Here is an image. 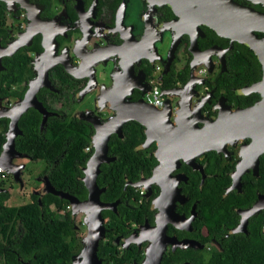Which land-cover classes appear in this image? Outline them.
<instances>
[{
	"label": "flooded vegetation",
	"instance_id": "1",
	"mask_svg": "<svg viewBox=\"0 0 264 264\" xmlns=\"http://www.w3.org/2000/svg\"><path fill=\"white\" fill-rule=\"evenodd\" d=\"M235 1L264 10L244 0ZM205 12L197 9L194 14L199 21L197 27L185 9L176 10L174 0H0V73L5 70V56L21 53L26 57L24 75L8 84L26 90L35 71L47 67L48 82L36 92L50 112L47 118L80 119L90 136L95 135L99 141L106 128L114 127L115 120L105 124L115 115L113 107L122 106L126 113L133 114L144 108L154 115V140L146 145L145 127L134 119L122 123L121 135L109 133L106 160L100 162L95 176L99 203H84L88 190L82 178L91 176L94 164H87L93 147L83 149L85 154L90 147L92 151L78 165L76 179L80 183L75 193L66 191L78 200L74 212L66 199L65 208L55 207L58 214H52L49 206V214L55 216L65 218L69 212L74 229L72 250L60 253L58 264L75 260L94 264H215L226 259L232 246L243 243L234 235L240 240L249 237L253 223L264 231V189L256 186L264 152L259 154L257 170L253 171L255 152L247 148L249 136L238 138L221 151H203L194 162L171 147L169 153L162 150L159 154L158 147L168 138L166 118L175 129L179 122L186 130L191 128L192 118H215L220 97L232 109L252 105L259 98L256 92L243 93L258 78L242 81L237 72L229 70L226 53L234 42L229 46L226 37L200 24ZM191 40H195L197 51L189 48ZM62 62L76 68L78 76L67 73ZM169 72L170 80L164 85ZM190 74L196 77L194 85L186 84ZM221 75L237 82L225 90L216 83ZM98 77L109 78L110 84L104 85ZM153 84L159 86L160 105L146 101L141 90ZM2 100L6 96L0 97ZM17 101L13 99L9 107ZM83 115L98 119L100 136ZM125 126L133 127L141 137L133 147L135 162L130 169L104 174L103 167H112L117 158L108 142L112 137L122 139ZM155 153L163 164L153 171L159 162ZM42 161L44 166L37 177L47 176L44 170L48 162ZM236 166L246 168L237 179ZM5 175L9 176L1 170L0 176ZM223 176L229 178L226 183H221L227 179ZM215 185L221 190L214 191ZM205 187L211 192L203 191ZM0 188L8 191L3 180ZM256 201L261 207L244 216ZM96 206H100L101 235L95 255L88 257L83 249L87 246V224L97 219L93 214Z\"/></svg>",
	"mask_w": 264,
	"mask_h": 264
},
{
	"label": "trees",
	"instance_id": "2",
	"mask_svg": "<svg viewBox=\"0 0 264 264\" xmlns=\"http://www.w3.org/2000/svg\"><path fill=\"white\" fill-rule=\"evenodd\" d=\"M210 34L215 37L214 34ZM224 42L226 40H223ZM226 58L229 70L237 72L240 80L250 81L260 78L261 71L256 57L242 44L234 42L232 48L226 53ZM3 64L5 70L0 73V97L6 96L7 102L22 98L25 88L13 89L8 83L24 75L26 57L21 53L5 56ZM170 72L173 73L172 70ZM170 72L165 76L164 85H168ZM185 77L186 74L182 80ZM3 81H6L8 85H2ZM236 82V78L225 75L216 79L218 86L224 87L225 90H228L230 85L234 86ZM37 96L40 98L39 95ZM40 121L41 114L32 107L21 114L17 122L21 133L15 137V148L32 160H46L48 167L44 172L54 188L75 193L80 183L76 179L78 165L82 164L92 151L91 147L87 154L83 151L86 146L91 145L90 132L85 122L77 118L48 117L42 129H40ZM7 125L8 118L0 117V150L5 140ZM123 132L122 139L112 137L108 142L111 152L117 158L112 167H103L104 174L109 171L115 173L124 168L130 169L132 167L130 165L135 162L136 153L133 147L141 137L137 135L133 127L125 126ZM121 164L125 167L121 168ZM228 180L227 177L221 183H226ZM111 181V185L115 187L117 183L114 179ZM256 186L260 190L264 189V154L261 157ZM217 188L221 190L220 186L215 185L214 191H218ZM205 189L206 187L202 190L211 192ZM243 191L246 193L247 187ZM201 194L202 192L200 198ZM9 197L10 193L7 190H0V262L3 264H26L27 262L28 264H58L60 253L72 250L74 229L69 220V212H66L65 218L55 216L49 214V206L52 204L57 209L65 208L66 200L46 193L41 196L39 204L38 195L32 192L29 201L19 205H7L5 201ZM249 228V237H242L240 240L238 235H234V238L243 243L232 246L226 259L215 264H264V231L262 232L255 223ZM66 261H69V256Z\"/></svg>",
	"mask_w": 264,
	"mask_h": 264
},
{
	"label": "water",
	"instance_id": "3",
	"mask_svg": "<svg viewBox=\"0 0 264 264\" xmlns=\"http://www.w3.org/2000/svg\"><path fill=\"white\" fill-rule=\"evenodd\" d=\"M244 1L264 9V0ZM174 3L176 4V10L180 9L183 11L185 9L186 15L192 16L190 22L192 21L196 26L199 24V21H195L194 14L197 9L205 10L204 18L200 21V24L203 23L216 34L226 37L229 46H231L233 42H238L245 46L246 49L256 57L261 71L260 78L244 88L243 93L256 92L259 94V98L252 105L232 109L231 106L223 102V98L220 97L218 102L216 101V104H220L217 105L218 112L215 118L206 117L204 119L198 118V120L192 118L190 119L191 128L186 130L185 126L180 125L179 122L177 123L178 128L175 129L173 122L166 118L165 120L169 130L168 138L165 140V143H162V146L158 147L159 154L162 150H166L169 153L171 147L172 151L176 150L179 156H187L190 161L194 162V157L203 151H221L227 144L234 143L238 138L249 136L251 142L247 144V148H250L255 152V164L252 166V169L253 171H256L258 166V156L260 153L264 152V10L254 8L251 5H246L235 0H174ZM165 4L169 3L166 2ZM180 17L183 18V15L180 14ZM192 47L195 48L196 51L198 50L195 40H191L189 43V48L191 50ZM9 52L10 51L6 53ZM194 53L193 56L196 54ZM62 65L67 73L75 77L78 76L72 69L73 66L65 62H62ZM168 67L169 60L167 59L166 68ZM46 82H48L47 67L42 69L39 73L35 71L32 84L29 85L22 98L18 99L15 105L11 107H0V117L8 118L5 140L3 141L0 150V168H2L7 174L11 173L16 180H20V171L24 168V163L21 160L18 162H15V160H18V158L21 157H29L25 153L17 151L15 148V137L21 133L17 122L21 114L29 107H32L41 114L40 129L43 127L50 112H48L41 101L37 99L36 92L40 85L42 83L47 84ZM188 83L189 85L191 83L194 85L196 83V77L190 74L189 80L186 84ZM141 90L143 93H146L149 89L141 87ZM126 94L127 93H125V95ZM18 105L19 107L14 116L8 114V111H11ZM113 108L115 110V115L112 118H108L105 124H110V122L115 120V123H113L114 127L106 128L104 135L99 141L96 140L95 135L90 137V144L93 147V151L88 158L87 164L92 162L94 164V170L90 177L82 178L88 190V196L84 203H99L95 176L99 170L98 166L100 162L106 160L107 137L110 132L114 131L121 135L122 123L128 119H134L145 127L144 144L146 145L154 140L151 139L152 130L155 129V127L151 125L154 118L152 112L141 108L140 111L133 114L126 113L122 106ZM81 117L92 123L97 133L99 130V127L97 126L98 119L88 117L87 115ZM197 121L201 122V125H198ZM98 134L99 136L101 135L100 130L98 131ZM155 154L158 155L157 153ZM155 154L154 156H156ZM158 157L159 162L153 171L162 167L163 159L160 155H158ZM175 159L178 162L176 157ZM244 170H246L245 167H242L239 171L238 166H236L234 172L237 173L239 171L235 176L236 179ZM38 179L42 184L38 189L32 190V192L38 195L37 200L39 204L40 198L43 194L51 193L59 198L66 199L71 205L72 213L74 212V204L78 202V200L73 195L66 191L54 188L46 175H43ZM100 206H96V211L94 212V215L97 218L95 223L87 228V246L84 247L83 251L88 257L95 255L97 240L101 235L98 213ZM260 207L259 201H256L249 209L244 211V216L255 212ZM159 257L160 255H158V258ZM156 262L158 261L156 260ZM73 263L74 261L71 262V264ZM26 264H28V262ZM86 264L94 263L87 262Z\"/></svg>",
	"mask_w": 264,
	"mask_h": 264
},
{
	"label": "rangeland",
	"instance_id": "4",
	"mask_svg": "<svg viewBox=\"0 0 264 264\" xmlns=\"http://www.w3.org/2000/svg\"><path fill=\"white\" fill-rule=\"evenodd\" d=\"M98 76V73H96ZM97 80L101 83H103L104 85H109L110 84V80L109 78H97ZM0 104L8 106L10 104H12V100H10V102L8 101H4L2 100V102H0ZM23 161L24 163V168L20 171L21 173V177L20 180H16L13 179V175L11 173H8L9 176H0V181L3 180L4 181V186L8 189L9 193H10V197L5 201V203L7 205H19V204H23L27 201L30 200V190L33 189H38L41 186V182L39 181V177H37V175L39 174V172L42 170L44 164L42 160H32L29 157H21L18 158V160H15V162L17 161ZM3 170L2 168L0 169V171ZM36 179V180H35ZM38 179V180H37ZM17 181L20 183H17ZM39 182V184H38ZM21 184V185H20ZM32 189V190H33ZM50 212L52 214H58L57 209L55 208L54 205H50ZM0 264H3L2 262H0Z\"/></svg>",
	"mask_w": 264,
	"mask_h": 264
},
{
	"label": "built area",
	"instance_id": "5",
	"mask_svg": "<svg viewBox=\"0 0 264 264\" xmlns=\"http://www.w3.org/2000/svg\"><path fill=\"white\" fill-rule=\"evenodd\" d=\"M159 86L157 84H153L150 89L144 94L145 99L148 102L153 103L154 105H160L162 102V98L160 97L159 91H158ZM89 147L86 146L85 149H88ZM1 169V168H0Z\"/></svg>",
	"mask_w": 264,
	"mask_h": 264
},
{
	"label": "bare ground",
	"instance_id": "6",
	"mask_svg": "<svg viewBox=\"0 0 264 264\" xmlns=\"http://www.w3.org/2000/svg\"><path fill=\"white\" fill-rule=\"evenodd\" d=\"M41 60V59H40ZM40 60H38L37 62H39ZM73 70H74V72H76V68H72ZM41 70H36V72H40ZM32 84V83H31ZM18 107H19V105L17 106V107H14L11 111H8V114H10L11 116H14L15 115V113H16V110L18 109ZM250 151H252V150H250ZM249 151V152H250ZM163 161V160H162ZM242 167L240 166V167H238V169H239V171H240V169H241ZM238 171V172H239ZM238 172L235 174V175H237L238 174ZM88 174V173H87ZM88 177V176H87ZM87 207H89L88 205H87ZM93 214H95V213H93ZM92 214V215H93ZM93 223H95L93 220L91 221V222H89L87 225H88V227H91L92 225H93ZM73 264H86V263H84V261H82V260H80V261H78V260H75L74 261V263Z\"/></svg>",
	"mask_w": 264,
	"mask_h": 264
}]
</instances>
